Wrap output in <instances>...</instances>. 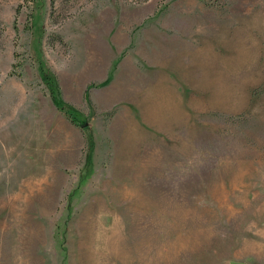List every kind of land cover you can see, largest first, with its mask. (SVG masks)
I'll list each match as a JSON object with an SVG mask.
<instances>
[{"label": "rangeland", "instance_id": "obj_1", "mask_svg": "<svg viewBox=\"0 0 264 264\" xmlns=\"http://www.w3.org/2000/svg\"><path fill=\"white\" fill-rule=\"evenodd\" d=\"M0 264H264V0H0Z\"/></svg>", "mask_w": 264, "mask_h": 264}, {"label": "bare ground", "instance_id": "obj_2", "mask_svg": "<svg viewBox=\"0 0 264 264\" xmlns=\"http://www.w3.org/2000/svg\"><path fill=\"white\" fill-rule=\"evenodd\" d=\"M195 51H197V49L189 44H183L181 41L177 44V52L179 54L184 53L186 55L195 57V55L197 54V52ZM155 63H157L159 66H166L167 61L165 55L162 54V56L157 61H155Z\"/></svg>", "mask_w": 264, "mask_h": 264}, {"label": "trees", "instance_id": "obj_3", "mask_svg": "<svg viewBox=\"0 0 264 264\" xmlns=\"http://www.w3.org/2000/svg\"><path fill=\"white\" fill-rule=\"evenodd\" d=\"M106 82H107V81H106ZM48 83L50 84V82H48ZM51 85H52V83H51ZM51 85H50V86H51ZM86 93H87V92H85V95H86ZM53 102H54V104L56 105V100H55V99L53 100ZM71 122H72V123H75L74 121H71ZM60 249H61L62 253L65 254L66 248H64L63 245H60Z\"/></svg>", "mask_w": 264, "mask_h": 264}]
</instances>
